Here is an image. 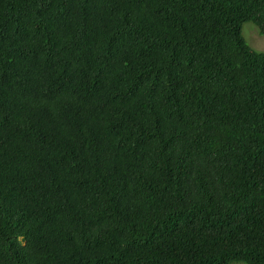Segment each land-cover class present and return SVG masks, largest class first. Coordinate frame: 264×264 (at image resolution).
Masks as SVG:
<instances>
[{"label": "trees", "instance_id": "16d2710c", "mask_svg": "<svg viewBox=\"0 0 264 264\" xmlns=\"http://www.w3.org/2000/svg\"><path fill=\"white\" fill-rule=\"evenodd\" d=\"M264 0H0V264H264Z\"/></svg>", "mask_w": 264, "mask_h": 264}, {"label": "rangeland", "instance_id": "374dc122", "mask_svg": "<svg viewBox=\"0 0 264 264\" xmlns=\"http://www.w3.org/2000/svg\"><path fill=\"white\" fill-rule=\"evenodd\" d=\"M242 37L253 50L264 53V35H261L252 22H246L242 25Z\"/></svg>", "mask_w": 264, "mask_h": 264}]
</instances>
